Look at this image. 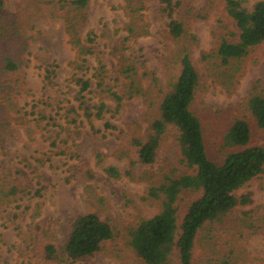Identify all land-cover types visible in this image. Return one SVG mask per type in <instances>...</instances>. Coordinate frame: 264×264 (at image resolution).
<instances>
[{
  "label": "rangeland",
  "instance_id": "1",
  "mask_svg": "<svg viewBox=\"0 0 264 264\" xmlns=\"http://www.w3.org/2000/svg\"><path fill=\"white\" fill-rule=\"evenodd\" d=\"M256 0H247L250 8ZM142 35L126 42L129 23L126 0H87L78 11L60 10L56 0H4L0 8V184L18 185L22 191L0 203V264H142L127 245V229L142 217H150L158 204L142 200L147 187L169 170L184 172L179 163L177 132L168 128L159 142L155 162L141 165L129 146L131 137H144L157 115V104L167 90L178 66L170 61L174 42L166 33L167 18L159 0H141ZM188 34L195 36L188 54L197 73L199 87L191 110L202 124L207 157L218 163L217 150L223 132L238 118L253 130L250 145L264 146V131H257L245 103L252 91L264 98V43L251 49L241 62L232 84L225 87L202 56L220 38L237 41V29L223 7L207 0H182ZM193 13L186 15L185 6ZM85 39L95 34V53L87 56L85 67L69 43L67 23ZM10 55L19 66L2 69V57ZM130 57L141 77L142 92L131 98L123 95L126 82L118 75L122 59ZM101 60L106 66L105 84L122 95L117 106L91 78ZM53 65V75L45 79V68ZM156 78V85L151 81ZM90 78L85 94L87 105L103 102L101 119L88 122L78 108L77 86L73 78ZM7 98V99H6ZM43 116V117H42ZM111 127L105 129L104 124ZM114 166L119 178H109L104 168ZM86 171L93 172L88 179ZM8 184V183H7ZM250 193V203L235 206L223 224L213 232L209 246L231 264H264V172L236 191ZM195 194L184 193L178 201L179 217ZM94 212L114 229V238L100 251L75 263L45 261L46 243L61 246L74 215ZM198 233L193 264H202ZM173 264H178L176 254Z\"/></svg>",
  "mask_w": 264,
  "mask_h": 264
},
{
  "label": "trees",
  "instance_id": "2",
  "mask_svg": "<svg viewBox=\"0 0 264 264\" xmlns=\"http://www.w3.org/2000/svg\"><path fill=\"white\" fill-rule=\"evenodd\" d=\"M247 0H207L214 7L220 4L226 15L233 20L237 29V41L229 42L220 38L213 50L202 56L210 70L225 87H229L240 70L241 62L254 47L264 43V0H256L250 8L244 6ZM4 0H0V8ZM59 11H78L87 0H56ZM160 11L167 18L166 33L174 42L169 59L178 66L177 74L170 80L167 90L157 104V115L150 121L144 137H131L129 146L135 151L136 160L130 164L152 165L155 162L159 142L168 128L177 132L176 142L179 147V163L184 172L169 170L161 173L157 180L146 189L142 200H151L158 204V210L150 217L140 218L127 229V245L142 264H173L176 254L178 264H193V249L198 233L205 231L201 239L203 248L202 264H231L230 253L223 255L213 251L209 243L213 232L221 226L227 214L237 205L250 203V193L236 196V191L264 172V146L250 145L253 130L249 123L238 118L233 120L223 132L217 150L218 163L207 157L202 124L199 117L191 110L199 87L197 73L188 54L195 36L188 34L183 18H175L176 11L183 10L182 0H159ZM125 8L129 23L125 29L122 50L126 42L142 35V11L145 9L141 0H126ZM186 15L193 13V8L185 6ZM69 43L75 49L83 69L87 56L95 53V34L90 32L82 39L69 22L66 26ZM2 69L14 71L19 63L10 55L2 57ZM53 65L45 68V79L53 75ZM118 75L125 80L123 95L131 98L142 92L141 77L136 64L130 57L123 58ZM91 78L102 92H106L117 106L122 95L113 92L105 84L106 66L99 60L93 68ZM77 86L76 100L82 115L89 122L91 118L101 119L106 110L103 102L89 106L85 94L91 86L90 78L75 77ZM152 84L156 78L151 76ZM7 99V98H6ZM246 110L257 131H264V98L252 91L246 103ZM43 117V116H42ZM108 123L104 128H110ZM109 178H119L121 172L114 166L104 168ZM88 179L94 174L86 171ZM8 183V184H7ZM0 184V203L11 199L22 189L13 183ZM184 193L195 194L189 200L184 215L179 217L178 201ZM114 238V229L107 220L100 219L94 212L74 215L69 223V231L61 246L46 243L42 249L45 261H64L75 263L91 257L100 251L105 241Z\"/></svg>",
  "mask_w": 264,
  "mask_h": 264
}]
</instances>
